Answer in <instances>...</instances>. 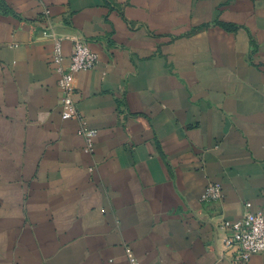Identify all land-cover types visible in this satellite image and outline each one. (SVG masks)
Here are the masks:
<instances>
[{"label": "crops", "instance_id": "0c3cea01", "mask_svg": "<svg viewBox=\"0 0 264 264\" xmlns=\"http://www.w3.org/2000/svg\"><path fill=\"white\" fill-rule=\"evenodd\" d=\"M49 25L65 64L76 37L98 57L73 75L77 119ZM248 211L264 213V0H0V264H229L219 225Z\"/></svg>", "mask_w": 264, "mask_h": 264}, {"label": "built area", "instance_id": "2783aa9c", "mask_svg": "<svg viewBox=\"0 0 264 264\" xmlns=\"http://www.w3.org/2000/svg\"><path fill=\"white\" fill-rule=\"evenodd\" d=\"M47 15L48 12L44 11ZM44 36L52 42V61L55 71L59 76L58 87L62 92L60 101L61 118L77 119L79 112L74 99L75 88L72 84L73 75L78 72L93 70L98 62V57L86 45L85 41L76 37L73 39L71 54L67 64L63 62L62 41L64 38L55 32L49 25L43 32ZM82 133L87 141L86 153L91 152V141L93 131L83 128ZM204 201L221 200L220 187L209 185L203 194ZM219 230L224 232V248L230 252L229 264H248L253 255L264 254V213L246 212L242 217L234 221L223 220ZM136 264L135 260H131Z\"/></svg>", "mask_w": 264, "mask_h": 264}]
</instances>
